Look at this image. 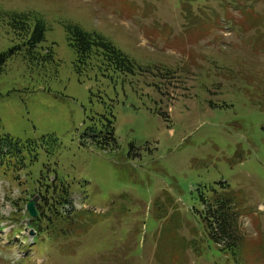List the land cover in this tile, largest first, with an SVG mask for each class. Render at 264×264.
<instances>
[{
	"label": "rangeland",
	"instance_id": "obj_1",
	"mask_svg": "<svg viewBox=\"0 0 264 264\" xmlns=\"http://www.w3.org/2000/svg\"><path fill=\"white\" fill-rule=\"evenodd\" d=\"M182 3L196 22L187 21L190 12L182 15ZM223 4L0 0V136L22 142L54 136L57 147L43 144L33 162L26 156L20 178L35 188L43 175L57 177L81 208L69 233L52 235L49 227L33 244L24 230L26 194L2 177L0 246L10 249H0V264H168L167 244L176 264H234L202 224L201 198L211 188L221 193L220 182L245 200L237 202L244 258L264 264V108L256 105L264 99L240 78L264 80V42L256 41L259 20L249 12L231 11L227 20L242 26L228 23L223 31L217 23L230 11ZM255 12L264 15V1ZM11 13L44 21L35 50L9 26ZM66 25L101 35L131 60L132 73L99 57L78 73ZM254 42L259 48L251 52ZM108 121L115 149L92 141ZM174 226L179 235L171 238ZM28 243L22 251L35 253L20 262L19 247ZM185 246L200 259L190 251L185 259Z\"/></svg>",
	"mask_w": 264,
	"mask_h": 264
},
{
	"label": "trees",
	"instance_id": "obj_2",
	"mask_svg": "<svg viewBox=\"0 0 264 264\" xmlns=\"http://www.w3.org/2000/svg\"><path fill=\"white\" fill-rule=\"evenodd\" d=\"M239 1L241 3H246L249 0ZM29 21L30 15L23 14L16 19H11L8 24L17 36L25 39L26 43L28 41L29 47L35 50L44 40L46 27L41 19L33 17V28L29 31ZM65 27L69 46L76 54L75 67L78 73L81 72V69H86L91 60L95 59V57H99L110 64L126 68L132 73V62L128 57L112 46L110 42H107L101 35L85 32L78 26L66 25ZM4 60L5 56L0 57V73L2 71L1 65L4 63ZM113 125V121H108L103 130L97 133L95 138H92V141L102 148L115 149L117 143ZM86 136L88 135L86 134ZM43 144H53L56 148L57 139L49 135L37 141L28 140L22 142L9 135H1L0 181L3 182L1 179L2 177H10L9 183L5 184L10 187V190L17 189L20 193L26 194L25 200L27 202L29 200L28 197L39 195L41 197V202L37 206L39 217L36 221H32L31 223L36 225L38 232L51 227L54 230L52 235H57V231L62 230L64 227L71 226L67 220L70 219V217H63L60 215V208L58 207L68 202L70 197L69 188L63 182L59 181L57 177L50 179L43 175V179L37 183L38 185L35 188L29 182L20 178V174L26 168V156H29L30 162L37 160L38 151L42 148ZM216 187L222 190L221 193L215 191V188H211V196L207 197V200L201 198L206 208L202 217L205 236L212 245H215L218 252L228 257V261H232L234 264H238L239 262L248 264V261L244 258V238L239 231L240 228L237 223L239 218L236 213L238 206L237 199L240 197L235 196V198H233L231 193L227 192L228 189L226 185L218 184ZM18 215L19 214L13 213L11 218L18 217ZM52 219H54V221H52ZM1 221H5V219L0 218V222ZM46 221L48 226L45 227L42 224ZM237 234L241 236L240 241ZM174 236L175 233L173 230L171 238ZM171 238H167V242L170 241ZM169 248L172 247L167 244L164 249L163 259L168 258V260H166L168 264H176L174 249L172 248L174 255H170L171 250ZM189 248L192 247L185 246L183 252ZM192 252L195 253L197 258L201 257V255L199 253L196 254L193 249ZM255 254H257L256 249ZM183 257L185 258L184 254ZM256 262H259V257L257 255Z\"/></svg>",
	"mask_w": 264,
	"mask_h": 264
},
{
	"label": "water",
	"instance_id": "obj_3",
	"mask_svg": "<svg viewBox=\"0 0 264 264\" xmlns=\"http://www.w3.org/2000/svg\"><path fill=\"white\" fill-rule=\"evenodd\" d=\"M37 202H38V197H35L34 199L28 202L27 207H26L28 215L32 218L36 216L35 207H36Z\"/></svg>",
	"mask_w": 264,
	"mask_h": 264
}]
</instances>
